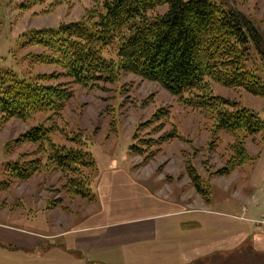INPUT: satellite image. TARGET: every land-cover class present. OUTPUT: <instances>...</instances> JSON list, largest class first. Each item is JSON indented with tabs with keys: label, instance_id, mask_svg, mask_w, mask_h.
Instances as JSON below:
<instances>
[{
	"label": "rangeland",
	"instance_id": "374dc122",
	"mask_svg": "<svg viewBox=\"0 0 264 264\" xmlns=\"http://www.w3.org/2000/svg\"><path fill=\"white\" fill-rule=\"evenodd\" d=\"M210 1L242 12L259 32L264 46V0ZM165 9V5L158 6L149 14H162ZM98 10L94 0H0V73L9 70L21 78L35 77L41 84L68 94L62 109L49 118L50 112H34L25 119L0 113V180H9L3 170L7 160L24 164L38 157L44 161L50 144L81 147L93 157L98 169L117 165L118 159L126 160L133 179L155 193L157 202L168 200L199 213L159 216L154 221L155 241L126 246L122 255L95 264H264V245L257 239L264 237V227L251 221L264 213V177L255 189L248 184L252 173L256 169L260 172L259 162L264 161V139L260 134L241 133L239 137L250 157L256 156L254 160L249 157L230 172L216 174L225 167L231 154L229 145L235 139L219 131L213 135L211 120L199 110L184 106L157 82L119 69L117 40L104 49L106 71L82 83L74 82L57 61L51 60L57 58L52 50L30 43L34 33L56 30L61 24L82 20L91 26ZM251 51L247 66L264 87V60L255 48ZM2 81L0 77V93L5 86ZM211 91L235 106L255 111L264 121V96L214 82ZM35 125L52 127L46 140L17 145L13 142ZM130 143H135L137 153L128 154ZM188 164L201 175L209 202L193 186L186 170ZM95 172L92 167H82L86 191ZM69 187L72 189L63 173L51 166H42L26 179L13 180L9 187L0 189V222L23 228L22 235L28 239L35 238L33 230H44L47 222L48 227L57 223L64 226L69 217L76 219L91 208L88 203L92 194L77 195ZM16 213H22L23 218L15 222ZM3 233L16 234L0 228V244L9 247L11 243L3 239ZM224 237H230L228 245L221 243L212 251H203L190 262L180 255L182 250L200 248L215 240L217 243ZM53 246L44 242L36 250L48 251ZM13 249L34 251L22 245ZM25 255L28 264H35L34 258ZM91 258L87 256V261Z\"/></svg>",
	"mask_w": 264,
	"mask_h": 264
},
{
	"label": "trees",
	"instance_id": "16d2710c",
	"mask_svg": "<svg viewBox=\"0 0 264 264\" xmlns=\"http://www.w3.org/2000/svg\"><path fill=\"white\" fill-rule=\"evenodd\" d=\"M94 1L98 2L99 10L93 25L88 26L82 20L61 24L56 30L34 33L30 43L52 50L57 58L51 60L57 61L74 82L82 83L106 71L104 49L117 40L119 69L157 82L184 106L199 110L211 120L213 135L219 131L235 139L229 145L231 154L225 167L215 171L216 174L228 173L246 162L250 155L239 137L241 133L260 134L264 139V121L255 111L235 106L214 94L211 82L264 96L263 85L247 66L251 49L255 48L264 60L260 34L251 21L239 10L224 8L210 0ZM163 5L166 9L162 14H149V10ZM0 77L5 84L0 93V113L4 117L25 119L34 112H50L49 118L68 99L64 91L45 86L35 77L21 78L9 70L2 71ZM51 130L52 127L35 125L13 142L17 145L44 141ZM126 150L128 154L138 151L135 143H130ZM89 156L81 147L50 144L44 161L38 157L24 164L7 160L3 170L9 180H0V189L9 187L13 180L30 177L42 166H51L63 173L67 185H72L73 190L69 187L72 193L90 196L93 176L86 191L82 167H92L94 171L97 168ZM186 170L199 195L209 202L201 175L192 165H186Z\"/></svg>",
	"mask_w": 264,
	"mask_h": 264
},
{
	"label": "crops",
	"instance_id": "0c3cea01",
	"mask_svg": "<svg viewBox=\"0 0 264 264\" xmlns=\"http://www.w3.org/2000/svg\"><path fill=\"white\" fill-rule=\"evenodd\" d=\"M258 167H261L260 172L256 169L248 181L252 189L261 184L264 177V161H260ZM131 168L126 160L119 159L117 165L112 163L103 169L97 168L90 184L92 199L88 203L91 206L89 211L83 212L76 219L69 217L64 226L57 223V226L48 227L47 222L44 230L32 231L35 238L24 237L23 228L0 222V228L16 234L10 236L3 233V239L10 241L11 244L9 247L0 244V264H28L23 259L24 254L31 259L34 258L35 264H95L105 259L112 260L118 257L119 253L122 255L126 246L155 241L154 235L157 236V231L154 221L159 216L173 217L184 213H199L198 210L193 211L168 200L157 202L155 193L147 191L139 181L133 179ZM49 211L47 210L48 214ZM15 215H17L13 219L15 222L19 217L23 218L22 213ZM257 239L261 246L264 245L262 237ZM218 240L217 243L215 240L200 248L179 250L180 255L185 262H190L203 251H212L221 243L227 245L230 243L228 241L230 237ZM44 242L54 245L53 248L48 251L36 250ZM213 243L217 245L214 246ZM18 245L30 247L34 251L26 253L21 249H13ZM59 245L64 248L58 247ZM87 256L92 257L89 262Z\"/></svg>",
	"mask_w": 264,
	"mask_h": 264
},
{
	"label": "built area",
	"instance_id": "2783aa9c",
	"mask_svg": "<svg viewBox=\"0 0 264 264\" xmlns=\"http://www.w3.org/2000/svg\"><path fill=\"white\" fill-rule=\"evenodd\" d=\"M256 226L264 227V213L258 218L251 220ZM264 238V237H263Z\"/></svg>",
	"mask_w": 264,
	"mask_h": 264
}]
</instances>
